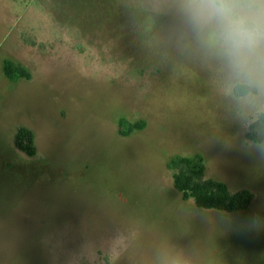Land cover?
<instances>
[{"label":"rangeland","instance_id":"obj_1","mask_svg":"<svg viewBox=\"0 0 264 264\" xmlns=\"http://www.w3.org/2000/svg\"><path fill=\"white\" fill-rule=\"evenodd\" d=\"M179 3L0 0V264H264V143L245 138L264 87L207 52ZM122 118L146 127L123 137ZM18 126L38 157L15 150ZM197 154L254 193L249 212L182 201L166 164Z\"/></svg>","mask_w":264,"mask_h":264},{"label":"clouds","instance_id":"obj_2","mask_svg":"<svg viewBox=\"0 0 264 264\" xmlns=\"http://www.w3.org/2000/svg\"><path fill=\"white\" fill-rule=\"evenodd\" d=\"M199 44L237 79L264 87V0H180Z\"/></svg>","mask_w":264,"mask_h":264},{"label":"trees","instance_id":"obj_3","mask_svg":"<svg viewBox=\"0 0 264 264\" xmlns=\"http://www.w3.org/2000/svg\"><path fill=\"white\" fill-rule=\"evenodd\" d=\"M4 75L11 81L30 80L31 74L21 65H16L11 60H5L3 64ZM253 89L244 86L240 88V94L246 95ZM127 125V129L124 126ZM119 134L123 137L130 136L134 131L143 130L146 127L144 121L128 123L120 119ZM245 138L255 144L264 143V113L250 126ZM15 147L29 158L38 154L35 142V134L27 127L17 129ZM172 173L173 186L180 193L184 202L192 201L199 209L216 210L227 214H233L247 210L253 203L255 195L248 189L231 192L228 185L206 177V165L204 158L197 154L193 156L175 155L166 164Z\"/></svg>","mask_w":264,"mask_h":264},{"label":"crops","instance_id":"obj_4","mask_svg":"<svg viewBox=\"0 0 264 264\" xmlns=\"http://www.w3.org/2000/svg\"><path fill=\"white\" fill-rule=\"evenodd\" d=\"M4 122L3 121H1V119H0V129L2 130L4 127ZM19 127H21V126H18L17 128H13L12 130H11V136H12V138L11 139H13V144H14V139H15V135H16V132H17V129L19 128ZM24 127H26V126H24ZM27 128H29L30 130H32L33 132H34V134H35V142H36V146H37V149H38V154H37V156L36 157H38L39 155H40V148H39V146H38V143H37V141H38V138H37V134H36V132L34 131V129L32 128V127H30V126H28ZM14 146H15V144H14ZM15 150H17V152H19L20 153V155H21V157H22V154H24V153H22L21 151H19L16 147H15ZM4 157V153L2 152V150H1V152H0V159H2ZM35 158V157H34ZM229 187V186H228ZM229 189L231 190V188L229 187ZM239 191V190H238ZM231 192H236V191H233V190H231ZM254 201H255V199H254ZM253 201V202H254ZM252 205H253V203H252ZM251 205V206H252ZM251 206L247 209V210H245V211H241L243 214H246V212H249V210L251 209ZM242 216H244V215H242ZM239 220H241V219H239ZM243 220V219H242ZM241 220V221H242ZM239 222V221H238ZM242 223H243V221H242ZM240 228H241V226H240ZM240 231H242V230H240ZM260 231V230H259ZM253 233H254V237L256 236L255 234L257 233V229H254V231H253Z\"/></svg>","mask_w":264,"mask_h":264}]
</instances>
